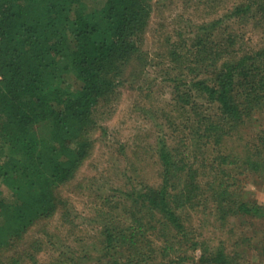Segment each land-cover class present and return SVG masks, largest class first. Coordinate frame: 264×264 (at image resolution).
I'll return each mask as SVG.
<instances>
[{
    "label": "trees",
    "instance_id": "16d2710c",
    "mask_svg": "<svg viewBox=\"0 0 264 264\" xmlns=\"http://www.w3.org/2000/svg\"><path fill=\"white\" fill-rule=\"evenodd\" d=\"M152 1L0 0V264H18L8 254L57 214V190L91 156L86 136L99 109L136 80ZM251 12L264 28V0L237 6L225 21ZM225 21L201 29L222 33ZM223 40L215 51L208 44L183 56L172 51L177 68L198 73L173 82V112L183 119L174 127L183 136L156 148L160 184L123 193L124 204L107 202L109 212L95 219L98 242L66 264H241V254L233 258L191 230L192 214L207 210L223 226L241 221L246 240L264 246V206L245 191L250 178L264 177V129L248 140L245 129L264 118V47L241 54L237 36ZM38 241L33 251L42 250ZM256 249L261 259L264 248Z\"/></svg>",
    "mask_w": 264,
    "mask_h": 264
},
{
    "label": "rangeland",
    "instance_id": "374dc122",
    "mask_svg": "<svg viewBox=\"0 0 264 264\" xmlns=\"http://www.w3.org/2000/svg\"><path fill=\"white\" fill-rule=\"evenodd\" d=\"M252 1H152L150 27L143 46L145 59L141 66L140 62L134 64L136 80L118 89L113 100L99 109L97 124L86 136L92 146L91 156L75 180L57 190L62 202L58 203L57 214L39 224L17 243L16 251L8 255L14 256L18 264H66L67 258L77 259L86 246L98 242L101 226L99 219H95L99 211L109 212L107 202L124 204L123 193H131L133 188L139 190L144 186L157 187L160 184L156 148L163 142L173 146L176 139L183 136L174 127V123L178 125L183 119L173 112L176 105L173 82L181 79L184 84L189 83L197 78L195 73H198L177 68L171 57L172 51L174 54L178 47L177 55L183 56L187 50L195 52L205 44H208L209 51H215V47L224 42L225 35L237 36L235 49L239 45L241 54L259 51L264 47V28L255 26L253 12L245 20L234 18L229 23L225 21V16H229L237 6L248 7ZM217 19L225 21L221 25L222 33L201 29ZM192 66L194 69V64ZM205 71H210V68L200 70L203 75L198 79L208 77ZM170 116L172 119H169ZM260 127L264 129V118L258 123L248 124L245 128L248 133L246 140L255 136ZM235 144L238 146V143ZM200 166L199 163V168L203 170ZM245 191L250 201L264 206L263 176L250 178L245 184ZM210 214L208 210L206 215L193 213L191 230L201 234V239L212 246L222 244L233 258L241 254L236 258L241 264H262L264 256L260 259L256 248L262 249L264 246L254 242L251 245L246 240L251 236H248L250 231L247 225L243 224V230L238 231L241 221L233 219L223 226ZM260 224L259 229L264 230V221ZM262 234L259 237H263ZM35 240L42 244L41 251L32 250L31 242ZM18 251L25 252L18 256ZM94 251H91L92 256L97 255ZM199 255L200 252L194 254L196 262Z\"/></svg>",
    "mask_w": 264,
    "mask_h": 264
}]
</instances>
